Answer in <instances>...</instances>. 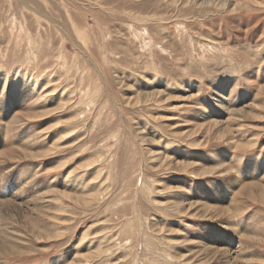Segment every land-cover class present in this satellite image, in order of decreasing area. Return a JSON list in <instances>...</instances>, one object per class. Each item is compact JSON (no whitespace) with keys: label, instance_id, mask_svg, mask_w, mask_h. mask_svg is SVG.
Returning <instances> with one entry per match:
<instances>
[{"label":"rangeland","instance_id":"1","mask_svg":"<svg viewBox=\"0 0 264 264\" xmlns=\"http://www.w3.org/2000/svg\"><path fill=\"white\" fill-rule=\"evenodd\" d=\"M2 237L0 264H264V0H0Z\"/></svg>","mask_w":264,"mask_h":264},{"label":"bare ground","instance_id":"2","mask_svg":"<svg viewBox=\"0 0 264 264\" xmlns=\"http://www.w3.org/2000/svg\"><path fill=\"white\" fill-rule=\"evenodd\" d=\"M205 108V107H204ZM229 135V134H228ZM186 151V150H185ZM7 156V155H6ZM189 169V168H188ZM227 170V169H226ZM254 183V182H253ZM243 188V187H242ZM6 201V200H5ZM8 204V203H7ZM186 204V203H185ZM7 206H9V205H7ZM209 209V208H208ZM5 210V209H4ZM8 210V209H7ZM227 211V210H226ZM181 216V215H180ZM231 222V221H230ZM27 225V224H26ZM3 237L2 238H0V246H2L3 247V243H4V241H3ZM49 241V240H48ZM5 245V244H4ZM6 248V247H5ZM4 248V249H5ZM8 248V247H7ZM6 248V249H7ZM226 249V248H225ZM1 250H3V248L1 249ZM8 252V251H7ZM205 252V251H204ZM211 252V251H210ZM213 256V255H212Z\"/></svg>","mask_w":264,"mask_h":264}]
</instances>
